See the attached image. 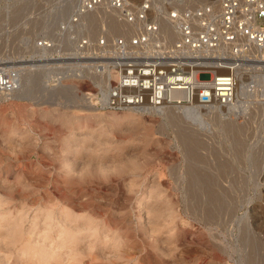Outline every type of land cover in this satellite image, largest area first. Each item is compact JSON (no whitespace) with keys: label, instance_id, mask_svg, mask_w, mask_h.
<instances>
[{"label":"rangeland","instance_id":"1","mask_svg":"<svg viewBox=\"0 0 264 264\" xmlns=\"http://www.w3.org/2000/svg\"><path fill=\"white\" fill-rule=\"evenodd\" d=\"M79 1L0 0V264H264V92L190 129L93 109L121 33Z\"/></svg>","mask_w":264,"mask_h":264},{"label":"built area","instance_id":"2","mask_svg":"<svg viewBox=\"0 0 264 264\" xmlns=\"http://www.w3.org/2000/svg\"><path fill=\"white\" fill-rule=\"evenodd\" d=\"M99 10L113 13L133 33L98 39L105 52L102 76L113 70L117 77L84 94L93 109L228 108L237 100L243 74L264 63V0H80L72 23ZM203 72L212 77L201 79ZM9 83L2 81L3 87Z\"/></svg>","mask_w":264,"mask_h":264},{"label":"bare ground","instance_id":"3","mask_svg":"<svg viewBox=\"0 0 264 264\" xmlns=\"http://www.w3.org/2000/svg\"><path fill=\"white\" fill-rule=\"evenodd\" d=\"M197 2L203 3L205 1L204 0H197ZM98 12L102 13V14H105V13L108 14L109 13L106 10H99V11H95L93 13H98ZM108 17L109 18H107V19H109V21H108L109 22V28L107 27V29H106L107 34L111 35L113 33L118 34V33H123V32L130 33L129 31L132 32L133 27L126 25L125 23L122 24V23L118 22L117 19L114 17L113 13L109 14ZM93 19L94 18L92 15L84 16L82 19V25H80V28L82 30H83V28H91L90 25L92 24V21H94ZM83 31H85V30H83ZM100 31H101V27H100ZM113 35H115V34H113ZM167 36H168L169 41H173L175 38V34L169 29H167ZM249 74H250V77H249L250 81H247L248 78H245L244 76L241 77V80L237 86V100L232 106L228 107V112L235 110V109H238V108L243 109L244 108L243 107L244 102H248L247 98L253 97V96L256 98L259 96V91L264 92V66H262L259 70L252 71ZM12 75H15V74H12ZM111 76H112V72L110 70H107L105 77H101L100 79L98 78L97 80L99 83L104 84ZM8 81L10 82L9 87L5 86V87H3V89H8L7 92L12 91V90H13L12 92H15L19 87L17 88L15 84H12L10 75L8 77ZM243 81H245V83H243ZM261 95H263V94H261ZM161 113L165 114L166 118L171 123L176 124L178 126H181L182 128L184 127L185 129H190L194 125L196 127L197 126L198 127L199 126L200 127H206L207 125H210V123H211L208 121V119L206 117H204V115L201 113V111L194 106H188V105H178V106H174V107L167 106L161 110ZM220 113H222L221 108H212V109L207 110V115H211V117H220L219 116ZM191 115L194 116V118L196 120H194V118L191 117ZM190 117L193 118V120ZM229 122H230V120H229ZM225 123H227V122H225ZM228 123H227V125H228Z\"/></svg>","mask_w":264,"mask_h":264}]
</instances>
